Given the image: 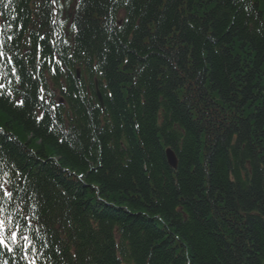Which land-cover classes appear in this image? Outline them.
Wrapping results in <instances>:
<instances>
[{"label": "trees", "instance_id": "16d2710c", "mask_svg": "<svg viewBox=\"0 0 264 264\" xmlns=\"http://www.w3.org/2000/svg\"><path fill=\"white\" fill-rule=\"evenodd\" d=\"M0 13V182L46 243L38 264H264V0Z\"/></svg>", "mask_w": 264, "mask_h": 264}, {"label": "snow or ice", "instance_id": "6c2138e0", "mask_svg": "<svg viewBox=\"0 0 264 264\" xmlns=\"http://www.w3.org/2000/svg\"><path fill=\"white\" fill-rule=\"evenodd\" d=\"M56 4L57 0H51V5L55 6ZM52 23L55 24L57 21L53 20ZM60 23L63 24L64 22L61 21ZM71 27L73 30L76 29L74 23ZM13 38V35L8 34L4 27H0V61H4L6 57L4 51L5 42H10ZM40 39L43 40L45 37L41 36ZM12 63V57L7 56V64ZM10 74L15 78L17 84L22 82L21 76L18 74V69L16 67L11 68ZM53 74H55V69H53ZM8 75L9 73L7 72H0V96L13 95V92L9 89V85H11L13 81L7 79ZM41 91H43V89H41ZM40 99L43 100L44 97L41 96ZM24 103L23 99L18 101L20 106H23ZM42 119L43 114L37 117L38 121ZM3 175L7 176L8 173L4 172ZM15 199L16 197L9 181L3 180V182H0V249L13 254L14 258L19 255L26 264H38V256L43 257L44 253L41 249L46 247V243L38 235L39 229L29 222V218L26 214L24 215V223L22 224L19 215L10 211V206ZM6 204L8 207H6ZM38 241L40 242L39 248L37 247ZM3 264H9V262L4 260Z\"/></svg>", "mask_w": 264, "mask_h": 264}, {"label": "water", "instance_id": "95a60500", "mask_svg": "<svg viewBox=\"0 0 264 264\" xmlns=\"http://www.w3.org/2000/svg\"><path fill=\"white\" fill-rule=\"evenodd\" d=\"M167 158L169 161V164L171 165V167L176 168L177 167V161H176V157L174 155V153L171 150H167Z\"/></svg>", "mask_w": 264, "mask_h": 264}, {"label": "bare ground", "instance_id": "6f19581e", "mask_svg": "<svg viewBox=\"0 0 264 264\" xmlns=\"http://www.w3.org/2000/svg\"><path fill=\"white\" fill-rule=\"evenodd\" d=\"M98 205H100V204H98Z\"/></svg>", "mask_w": 264, "mask_h": 264}]
</instances>
